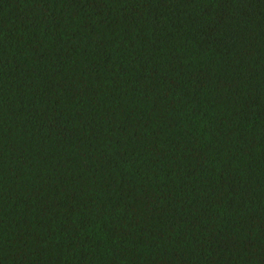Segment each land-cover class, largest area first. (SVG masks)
I'll use <instances>...</instances> for the list:
<instances>
[{"label":"trees","instance_id":"16d2710c","mask_svg":"<svg viewBox=\"0 0 264 264\" xmlns=\"http://www.w3.org/2000/svg\"><path fill=\"white\" fill-rule=\"evenodd\" d=\"M0 264H264V0H0Z\"/></svg>","mask_w":264,"mask_h":264}]
</instances>
